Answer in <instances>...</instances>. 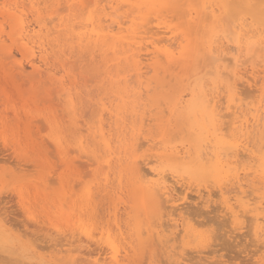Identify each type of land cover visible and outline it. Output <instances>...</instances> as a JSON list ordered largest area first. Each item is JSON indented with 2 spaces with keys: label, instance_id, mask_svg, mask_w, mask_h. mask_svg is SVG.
Instances as JSON below:
<instances>
[{
  "label": "rangeland",
  "instance_id": "1",
  "mask_svg": "<svg viewBox=\"0 0 264 264\" xmlns=\"http://www.w3.org/2000/svg\"><path fill=\"white\" fill-rule=\"evenodd\" d=\"M28 1H23V14L27 24H35V17H31L33 13L26 7V5L30 6ZM40 1L37 0L36 2L41 6L34 7L40 8L38 9L43 14L41 16L43 18L46 17L45 20L48 24L50 23L48 19L50 20L51 17H54L53 23L51 22L52 25H49L51 29L57 25V21L59 22L56 19L58 16L57 18L64 20L65 23L69 22L67 25L74 26L73 33L83 32L82 25L86 24L88 19L93 16L91 10L94 9L95 11V7L92 5L90 7L88 5L85 10H81L83 8L80 9L78 7L76 10L74 9L75 11H72V8L70 9L68 5L62 4L64 1L61 3L57 2L58 7L56 3H54L55 5L53 4V7L51 5L57 0H48L49 3L47 2V4H45L47 0H44L45 2L42 0L41 4L39 3ZM231 1L232 3H238V0ZM231 1L229 0V2ZM36 2L33 3L35 4ZM134 2V0L123 1L124 7L122 5L120 10L113 14V16H117L113 18L119 20L120 17L121 21H124V17H129L128 20L131 22V19H135L136 16L140 18L133 21L134 26L132 23L129 24L127 22L126 28H129V30L131 28L134 32L125 35L133 38L135 33L134 37L136 38L128 41L130 48L127 46H125L126 48H116V53L118 51L121 53L120 55L118 53L115 55L116 53H113L110 46H105L102 51L95 50L96 48L99 50L102 48L101 46L100 48L95 47V49H89L90 47L88 46V50H86L87 48H81L80 50V47L76 45L77 42H73V36L71 38L68 35L70 38L68 36L66 39L61 37L64 40L61 39L62 41L59 42L61 47H57L58 49L51 48L47 44L44 45L46 46L44 48H48V51L45 49V59L39 60L40 56L36 52L39 49L36 46L34 47V58L28 57L27 59L20 54L21 52H19L17 45L11 42L10 38L12 36L9 35L15 29L14 22H3L1 24L0 48L3 49L5 47V50H0V264H264V188L260 184H253V182L257 181L254 176L258 174L257 172L253 174V172L260 170L259 163H255L251 156L249 158L253 161L248 159V155L245 153L243 155V152L240 151L242 154H239V158L241 159L238 158L235 167L237 168L238 176L243 181H239V184L235 180L232 181L233 184L226 181L218 183L219 187L218 184L213 183L215 181L212 178L208 179L209 181L207 182L204 180L206 183H199V177L198 180L196 179L197 181L195 180V183L193 181L195 176L193 179H190V176L187 177L189 173L185 172L186 176L181 174L182 178L179 177L180 175L175 176V173L180 169H177V172L175 170L171 172V168L167 165L168 162L164 160L167 153H164V150L162 151L164 142L172 144H165V147L174 145L180 148L181 144L186 145L191 140L196 141V138H198V133L193 131L188 123L190 121L192 123L193 119L188 121L190 117L185 115L188 120L186 118V121L182 120V118L178 120L177 118V121L174 117L176 114L173 116L170 114L169 106L171 107V104L168 100L173 92V95H175L178 90V93H180L186 87L187 83L190 82L186 83L188 77L191 78L198 69H201V66L207 64L206 62L209 61L210 63L208 58L205 61L204 52L202 48H199V45L203 44L204 31H208L214 25L222 27L223 29H219L224 30L226 33L220 35H228V40L232 43L236 38L235 31L237 30L235 29L244 20L246 24H250L251 29H257L258 32L262 33V36H264V28L257 22L255 24L256 20L252 21V14L250 16L246 15V9L242 8L245 9L243 10L245 11L244 14L240 10L241 7L238 8V4L230 5V3L225 2L222 5L217 0L215 1L216 3L213 2L215 5L221 6L219 8L221 13H219L220 11L217 12L220 15L219 20L221 21L219 23L221 24L215 23L212 26L209 25L210 28L208 26V29H203L205 24L207 26L209 22L213 21L211 16H209V10L205 11V13L202 12L205 15L202 20H198L196 23H191V21L189 23L187 13L192 12L191 8L202 10L203 4L208 5V0L206 2L205 0H169L166 4L168 6L166 9H162V6L155 7L154 9L157 12L153 11L156 13H150L152 10L146 9L145 6H142V10L140 8L139 11L134 5L131 8L129 4ZM43 3L45 4V9ZM47 5H51V7L48 6L47 9ZM127 6L131 9H128ZM56 8L57 10H55ZM21 9L20 7L18 9L10 8L8 13L18 15ZM52 9L60 13L58 15L50 14ZM0 21H2L1 17ZM199 21L201 22L198 23ZM48 24L47 28L50 29ZM44 33L45 31L39 34L44 35ZM219 33L222 32L220 31ZM69 39H72V41L70 42ZM133 42L135 43L133 44ZM151 43L154 45H151ZM188 45L196 48L179 56L180 52L185 46L187 48ZM152 46L157 47L155 51L159 50L160 53H154V47ZM230 47L232 48V46ZM120 49L122 52L124 50L131 54L127 52L122 55ZM7 50L11 52V57L9 54L6 57L5 54L7 52L5 53V51ZM89 50L91 52L97 51L96 54L93 52L96 56ZM113 50L115 51V49ZM166 50L174 55L176 53L174 56L176 59H173V63L168 64V58L164 54ZM99 52L104 55V57L102 56L103 58L99 56ZM118 55L119 60H116ZM92 56H95V58ZM263 56V53H251L243 57L242 60L246 61V67L244 66L242 69L244 72L245 69L248 72H245L244 76L243 72L241 74L242 77L236 78L237 81L234 79L237 82L238 91L241 92L239 100H241V107L244 110L250 108V110L253 108L258 109L261 105H263L261 108L264 107V104H262L264 103V87L262 88L264 86ZM93 58L94 63L91 61ZM89 59H91L92 64ZM31 60L32 62L34 61V65L36 64V71H38L36 73L39 74V77H33L34 72L30 65ZM60 60L63 63L65 62L64 64L68 61L65 66L66 70ZM155 60H160L162 64L158 65L159 62L156 63ZM73 62L77 63V66ZM19 63H22L25 68V74L20 73L16 68ZM83 63L84 65L80 66ZM184 63L187 64L184 65ZM118 64L121 65L119 66ZM92 65L94 66L92 67ZM130 65L131 68L129 67ZM183 65L186 67L184 68ZM187 65L190 66L189 69H186L188 68ZM181 66L184 69L180 68ZM76 67L78 68L76 69ZM96 69L97 71H95ZM7 70L12 77H10ZM71 70L72 72H70ZM204 70L202 73L206 74ZM250 72L254 73L251 74ZM207 75L210 77V74H206L204 79H207ZM192 77V81L189 84L195 83L194 79L196 77ZM52 78L56 82L54 81L53 83ZM110 80L114 82V85ZM61 81L64 82L62 83ZM50 83L51 85L49 86ZM64 83L67 86H64ZM115 84L121 89L120 91L123 92H121L123 95L127 94L123 98V95L119 93V96H122H120L119 100L123 98L122 101L118 100L116 93L118 88L115 87ZM62 85L71 89L70 91L73 88L71 93L75 95L73 99H75L76 103V105L73 104L76 106H73V108H77L76 112H73L77 113V115L73 114V116L71 112L73 109L70 108V105L62 102L64 100L62 97L63 92L55 93L54 95L53 92H56L57 87L60 88ZM160 85L163 86L161 87ZM147 86L150 92H147ZM51 87L55 89L52 88L51 90ZM48 90L52 91V93H49ZM57 91L59 90L57 89ZM164 91L167 93H164ZM152 92H154V95ZM223 93L220 95L225 97ZM155 94L158 95V99ZM166 94H168V97ZM76 95L79 97L78 100ZM151 97H156L155 99L157 100H154L153 103ZM165 97L168 99H164ZM155 101L162 103L160 107L158 106L159 103ZM224 102H226L225 98L218 103V107L221 106L218 109H220V114L223 116L221 117V122L226 129H224L226 134L229 131L227 128L232 124L229 129L232 132L230 134H233L235 125L237 126V124L233 125L235 116L231 115L234 118L232 119L230 114L233 109H228L227 103ZM111 108H116L118 112L112 114L113 110ZM65 109H71V111H65ZM119 112L121 115L117 116ZM142 112L145 116H142ZM185 112L186 110H182L181 116ZM246 112L248 111H244V113ZM109 115H114L112 116L113 118L111 117L113 120H111ZM158 116L160 117L158 118ZM72 117H74V120ZM118 118L121 126L116 127L120 124L113 126L115 124L114 120L118 122ZM75 121L78 126L74 124ZM96 122L97 124H95ZM184 122L187 123L188 128ZM99 123L103 127L105 137L110 140H108V143L110 142L109 147L115 152L111 153L115 155L109 154L105 148L107 150V152L104 150L105 153L109 154L105 156L104 151L99 148V146L102 147V144L92 143L90 146L89 140L87 141L89 148L85 145L86 141L84 142L85 144L79 145L78 142H80L81 138L87 137V128L91 127L92 124H94L92 127L98 126ZM2 124L4 125L1 128ZM193 124L190 125L192 126ZM141 125L144 126L142 127ZM161 127H165L164 130ZM80 131L83 132L81 135ZM119 134L122 135L120 136ZM173 134L174 137L172 136ZM189 134L191 135L190 137ZM255 138L251 145L254 144L253 146L256 148H251L254 151L253 155L255 154V157H259L261 150L258 145H261V143L264 145V137H260L262 140L259 137ZM184 141H186L185 144H183ZM93 144H96L97 147L95 145V148ZM102 148L104 149V147ZM258 149L260 150L259 155ZM88 150L92 153L94 152V154L89 153ZM262 152H264V148ZM160 153H163V155ZM158 154L162 155V161ZM135 157L137 158L134 159ZM163 160L165 163L167 162L166 164L164 163L166 166H164ZM157 164H160L159 167ZM250 165L252 169L246 171L247 168L245 166L250 167ZM162 166L169 167L170 170L167 169L165 172L161 169ZM135 168H137V171H135ZM152 169L155 172L160 171L161 176L164 174L162 179L159 176L161 184L159 182L157 185L158 176L153 174L154 171ZM182 175L189 180L183 179ZM132 177L135 183L137 182V186H143V188L141 186L142 191L145 190L144 186H147L145 184L148 179L151 181L152 177L155 180V182H151L153 187L156 188L157 186V188L161 189V185H164L166 190L163 186L157 202L149 205L147 203L145 205L139 204L142 201H137V199L141 196L142 191L138 187L136 191L134 190L137 192L134 195V191H132L134 188L130 185L134 184ZM251 178H254V181H251ZM248 184L250 185L248 186ZM238 185L239 188L237 187ZM258 188L260 190H257ZM254 189L256 190L254 191ZM84 194L86 195V201L90 198V208H93L94 214L93 218L84 213V207L83 211L81 209L82 203L80 202L82 201L83 205L85 204V200H82ZM77 205L78 207L80 206L81 211L77 208ZM76 220L77 222H75ZM140 230L143 233L139 232ZM139 233H142V235ZM110 246L111 248L115 247L112 249L116 250L113 251ZM114 254L118 259L117 261L114 258Z\"/></svg>",
  "mask_w": 264,
  "mask_h": 264
},
{
  "label": "bare ground",
  "instance_id": "2",
  "mask_svg": "<svg viewBox=\"0 0 264 264\" xmlns=\"http://www.w3.org/2000/svg\"><path fill=\"white\" fill-rule=\"evenodd\" d=\"M18 1H20V0H18ZM17 0H0V17L2 18V21H0V27H1V24H3V22L5 23H8V22H14V28L15 29H13V33H11V34H13V35H9V36H12L10 39H11V42L13 43V44H16L17 45V47H18V49H19V52H21L20 54L21 55H23V57L25 56L27 59H28V57H33L34 58V56H35V49H34V47L36 46V48L37 49H39L38 51L36 50V52H38V54H39V56H40V59L39 60H42V59H45L44 58V55H45V51L47 50L48 51V48L46 49V48H44V47H46V46H44V45H46L47 44V46L49 45V47H51V48H57V47H61V43L59 44V42L60 41H62L61 39H63V38H61V37H65V39H66V37L69 35L70 37L71 36H73V42L74 41H76L77 42V44L76 45H78L77 47H80V50H81V48H87L88 46L90 47H88L89 49H95V47H99L100 48V46L102 47V48H100L99 50L96 48L95 50H97V51H102V49L103 48H105V46L107 47V46H110V48L112 49V51H113V53L115 52L116 53V48L117 47H125V46H127L128 48H130L129 47V45H130V43H128V41H130V40H134V38H136V37H134V34H133V38L131 37V36H129V35H125V34H132L133 32H134V30H131V28H130V30H129V28H126V24H127V22H129V24L130 23H132V25L134 26V20H136V19H140V18H137V16H136V18L134 19H131L132 20V22L130 21V20H128L129 19V17H124L125 19H124V21H121V19H120V17H119V20H117V19H115V18H113V17H115V16H113V14L114 13H116L118 10H120V7L123 5L122 3H123V1H125V0H54V1H56V2H53L52 4H51V2H50V4L52 5V7L55 5L54 3H56L57 4V2L58 3H61L62 1H64V2H62V4H66V5H68V7L71 9L72 8V11L75 9L76 10V8H83V9H81V10H85V8L89 5V7L92 5V6H94L95 7V11H94V9L93 10H91L92 12V15L93 16H91L89 19H88V21H87V23L86 24H83L82 25V29H83V32H77V33H73V30H74V26L73 25H67V23H69V22H67V23H65L64 22V20H61V19H59V18H57L56 17V19L57 20H59V22L57 21V25H55L54 26V28H50L49 27V25H52V23H53V21H54V17L52 18L51 17V19L49 20L48 19V21L50 22L49 24H48V22H46V20H45V18H43L41 15H43V14H41L40 13V8L38 9L37 7H34V6H38L39 4L36 2L37 0H35V1H33V0H29L28 1V3H29V7H28V5H26V7H27V9L29 10V11H31V13H33L32 14V16L31 17H35V19H34V22H35V24L33 23V24H27L26 23V18L24 17V14H23V1L24 0H21L20 2H18ZM27 1V0H26ZM36 2L35 4L33 3V2ZM42 1V0H41ZM39 2L40 4L42 3V2ZM44 1V0H43ZM46 1V0H45ZM44 1V2H45ZM52 1V0H51ZM135 2L133 3V4H129V6H131V8L133 7V5H134V7L135 8H137L138 9V11H139V9L141 8V10H142V6H145L146 7V9H148V10H152L150 13H154L155 11L157 12V10H155L154 8L156 7H158V6H162L161 8L162 9H166L168 6H166V4L168 3V1L169 0H134ZM216 0H213L212 2H211V0L209 1L208 0V2H207V4L208 5H206V4H203V6H202V10L201 9H193V8H191L192 9V12L191 13H187L188 14V16H189V23H190V21H191V23H196L198 20H202V17L205 15V14H203V13H205V11H207V10H209V16H211V18H212V20L213 21H211V22H209L208 24H207V26H206V24H205V27L203 26V29L205 28H207L208 29V26L210 25V26H212V24L214 25L215 23H218V24H221V23H219V21H221V20H219L220 19V15L217 13V12H219V13H221V10L219 9L220 7L216 4L215 5V2ZM218 1V3H220V4H224L225 2L226 3H230V5L232 4V5H234V4H238L237 6H238V8L239 7H241L240 8V10H245L246 9V15H249L250 16V14H252L251 15V17H252V21L254 22L255 20V24H256V22L257 23H259L260 24V26H262L263 28H264V0H238V3L236 2H233L232 3V1L231 2H229V0H217ZM233 1H237V0H233ZM47 2L49 3V1L47 0L46 2H45V4H47ZM127 2V1H126ZM205 2H206V0H205ZM213 2H215V3H213ZM44 3H43V6L45 5ZM54 4V5H53ZM62 4H60L61 6H63ZM121 4V5H120ZM222 4V5H223ZM227 4V5H228ZM51 5L49 6V5H47L46 6V8L48 9V6L49 7H51ZM127 5V4H126ZM206 5V6H205ZM239 5H241V6H239ZM39 6H41V5H39ZM215 6H216V8H217V10H216V8H215ZM225 6V5H224ZM242 6H244V7H242ZM18 7H20V8H22L21 9V11H20V13L18 14V15H15V14H9L8 13V11L10 10V8H15V9H18ZM56 7V6H55ZM57 7H58V4H57ZM122 7H124V5L122 6ZM62 8V7H61ZM127 8H128V6H127ZM130 8V7H129ZM128 8V9H129ZM130 8V9H131ZM197 8V7H196ZM201 8V7H200ZM242 8H245V9H242ZM44 9H45V6H44ZM68 9V8H67ZM69 9V10H70ZM161 9V10H162ZM190 9V10H191ZM42 10V9H41ZM52 10H54V9H52ZM51 10V12H50V14H59L58 13V11H55V10H57V8L54 10V11H52ZM74 10V11H75ZM109 10V11H108ZM136 10V9H135ZM153 10H155V11H153ZM201 10V11H200ZM43 11V10H42ZM93 11H94V13H93ZM111 11V12H110ZM130 11V10H129ZM128 11V12H129ZM249 11V13L247 14V12ZM46 12V11H45ZM57 12V13H56ZM85 12V11H84ZM134 12V11H133ZM143 12V11H142ZM155 12V13H156ZM189 12V11H188ZM203 12V13H202ZM245 11H243V13H244ZM48 13V12H47ZM46 13V14H47ZM91 13H90V15H91ZM125 13H127V12H125ZM78 14V13H77ZM82 15H83V13H81ZM95 14V15H94ZM128 14V13H127ZM129 14H131L130 12H129ZM245 14V13H244ZM48 15V14H47ZM120 15V14H119ZM157 15V14H156ZM60 16V15H59ZM188 16H187V18H188ZM208 16V17H209ZM61 17V16H60ZM63 17V16H62ZM81 17V16H80ZM117 17V16H116ZM158 17V16H157ZM206 17V16H205ZM204 17V18H205ZM77 18V17H76ZM83 18V17H82ZM123 18V17H122ZM210 18V17H209ZM211 18H210V20H211ZM253 18H254V20H253ZM81 19V18H80ZM247 19V18H246ZM66 20V19H65ZM210 20H207V21H210ZM68 21V20H67ZM195 21V22H194ZM30 22V21H29ZM33 22V21H32ZM52 22V23H51ZM72 22V21H71ZM109 22H110V24H109ZM201 21H199L198 23H200ZM206 22V21H205ZM248 22V21H247ZM75 23V22H74ZM197 23V24H198ZM204 23V22H203ZM250 23V22H249ZM11 24V23H10ZM47 24H48V27L50 28V29H48L47 28ZM138 24V23H137ZM140 24V23H139ZM250 25V24H249ZM248 24H246V22H245V20L244 21H242V22H240L239 24H238V27H237V29H235V30H237V31H235L236 32V38L233 40V42L231 43V41H229L228 40V35H226V36H221L222 34H224V33H226V32H224V30L222 31V30H220V29H223L222 27H216L215 25L213 26V28L215 29H213V28H211V29H209L208 31L207 30H203L204 32H205V36L204 37H202V40H203V44L202 45H199V48H202V50H203V52H204V57H206V59H205V61H207V58H208V60H210V63H209V61L208 62H206L207 64H205V65H203V66H201V69H196L197 70V72H195L192 76H194V77H196V79H194L195 80V83L193 84H189L191 81H192V79L191 78H193L192 76H191V78L190 77H188L187 79H186V83L187 82H189V83H187V85L184 83V85H186V87L182 90V89H180V90H182V91H180V93H178V91L176 92L177 94H175V95H173V93H172V95L171 96H169V100H168V102L171 104V107L169 106V111H170V114L173 116V115H175L174 117L176 118V120H177V118H178V120H180L179 118H182V120L184 119L185 120V118L188 116V117H190V118H186L188 121H190V120H192V123H190V122H188L189 123V126H190V128L193 130V131H195V132H197L198 133V138H196V141H193V140H191V142L190 143H187L186 145H180V148H177L176 146H169V147H165L166 145L165 144H168L169 142H164V144H162V146L164 147V149H162V151L164 150V153H167L166 155H165V157H164V160L165 161H167L168 162V164L167 165H169V167L171 168V170L169 169V167L167 168V167H164V166H166L165 164L167 163H165L164 162V160H163V164H164V166H162V168L161 169H163V171H165V170H170L171 172L172 171H176L177 169H180L177 173H175V176H178V175H180L179 177H181V174H185V172L186 173H189V174H191V175H189V174H187V177H189L190 176V179L192 178L193 179V177L195 176V179L193 180L195 183H196V181L199 179V177H200V181L198 180V182L199 183H206L207 181H209L208 179H210V178H212V180L213 181H215V182H213V183H216V184H220V183H224V182H226V181H228V182H231L232 183V181H236V183H240L239 181H241V178L238 176V173H237V171H236V164H237V160H238V158H239V154H242V153H240V151L241 152H243V155H245V154H247L248 155V159H251V158H253V160H254V162L255 163H259V169L260 170H257L256 168H255V170H257V171H254L253 172V174L254 173H258L256 176H254V178L255 179H257V181L256 182H253V184L254 183H257V185L258 184H260V186L262 187V188H264V152H262V149L264 148L263 146L264 145H262V143H261V145H258V148L261 150H257L258 151V155H259V151L261 152V155L259 156V157H255V154L253 155V153H254V151H253V149L251 148V147H255V146H253V145H251L252 143V141H253V139L255 138V137H261V138H263L264 137V107L263 108H261L263 105H261V107L259 108L258 107V109H252V110H250V109H247V110H244L243 109V107H241V100H239V95H240V93L241 92H239L238 90V87H237V85H236V81H237V79L236 78H240V77H242V73L244 72L243 71V69H242V67H244L245 66V62L246 61H244V60H242V58L243 57H245V56H248V54L250 55L251 53H253V54H258V53H263L264 54V36H262V33H260V32H258L257 31V29H251V26H249ZM81 26V25H80ZM210 26H209V28H210ZM218 26V25H217ZM219 26H221V25H219ZM13 27V26H12ZM53 27V26H52ZM257 27V26H256ZM36 28H37V30H36ZM202 28V27H201ZM220 28V29H219ZM216 29H217V31H221L222 33H219V32H217L216 31ZM14 30H16V31H14ZM170 30V29H169ZM172 30V29H171ZM45 31V33H44V35H41V34H39L40 32H44ZM132 32V33H131ZM135 32H136V30H135ZM172 32V31H171ZM173 33V32H172ZM218 33H219V35H218ZM234 33V32H233ZM235 34V33H234ZM68 36V37H69ZM69 37V38H70ZM220 37H222L221 39H220ZM227 37V38H226ZM72 38V37H71ZM205 38V39H204ZM75 39V40H74ZM223 39H224V41H223ZM226 39V40H225ZM64 40V39H63ZM68 40V39H67ZM70 40V39H69ZM205 40V41H204ZM72 41V39L70 40V42ZM226 41V42H225ZM76 42H74V43H76ZM229 42H230V44H232V45H230L229 44ZM135 42H133V44H134ZM154 43V42H153ZM153 43H151V45H154ZM59 44V45H58ZM232 46V48L229 46ZM2 46H4V45H2ZM191 46V47H190ZM201 46V47H200ZM43 47V48H42ZM152 47H154V49H153V51H154V53H160L159 52V50H157V51H155V49L157 48H155V46H152ZM189 47V48H188ZM188 47L186 48V46H185V50L183 49L182 50V52H180V54H179V56L181 55H184V54H186L187 52H190L191 50H194L196 47L194 46V48H193V46L192 45H188ZM5 47H3V49H4ZM88 48L86 49V50H88ZM109 47H108V49H110ZM126 48V47H125ZM151 48V47H150ZM3 49H1L0 48V50H3ZM46 49V50H45ZM54 49V50H55ZM58 49V48H57ZM59 49H61V48H59ZM68 49V48H67ZM73 49V48H72ZM84 49V50H85ZM113 49H115V51L113 50ZM187 49V50H186ZM5 50V49H4ZM9 50V49H8ZM8 50L7 51H5V55H6V57H7V54H9V56L11 57V52L9 53L8 52ZM76 50V49H75ZM83 50V49H82ZM104 50V49H103ZM118 50H119V48H118ZM121 50V49H120ZM127 50H129V49H127ZM59 51H61V50H59ZM64 51V50H63ZM77 51V50H76ZM97 51H93L95 54H96V52ZM160 51H162L163 52V50H161L160 49ZM168 51H170L169 49H168ZM167 50L164 52V54H165V56L168 58V64L169 63H173V61L176 59V57H174L175 55H176V53H175V55L172 53V52H168ZM175 51V50H174ZM54 52V51H53ZM67 52H68V50H67ZM84 52V51H83ZM87 52V51H86ZM89 52H91V50H89ZM93 52H91V53H93ZM120 52H122V50L120 51ZM128 51H124L123 50V52H122V55L124 54H126ZM245 52V53H244ZM79 53V52H78ZM91 53H89V54H91ZM93 53V54H94ZM112 53V52H111ZM117 53L120 55L121 53H119L118 51H117ZM117 53L115 54V55H117ZM129 53V52H128ZM184 53V54H183ZM234 53V54H233ZM82 54V56H84L83 55V53H81ZM89 54H88V56H89ZM94 54V55H95ZM129 54H131V53H129ZM78 55V54H77ZM85 55H86V53H85ZM114 55V54H113ZM119 55H118V59H116V60H119ZM47 56V55H46ZM52 56V55H51ZM76 56V55H75ZM96 56V55H95ZM95 56H92V57H94L95 58ZM99 56H103L104 57V55H101L100 54V52H99ZM98 56V57H99ZM106 56V55H105ZM130 56V55H129ZM139 56V55H138ZM86 57V59H87V55L85 56ZM91 57V56H90ZM102 57V58H103ZM107 57V56H106ZM148 57V56H147ZM155 57H156V55H155ZM154 57V58H155ZM158 57L160 58V56L158 55ZM161 57H162V54H161ZM174 57V58H173ZM264 57V56H263ZM69 58V57H68ZM73 58V57H72ZM79 58V57H78ZM89 58V57H88ZM94 58L91 60V59H89V61L91 60L92 62L94 61ZM113 58H114V56H113ZM122 58V57H121ZM128 58V57H127ZM133 58V57H132ZM140 58V57H139ZM51 59V58H50ZM115 59V58H114ZM161 59V58H160ZM172 59V60H171ZM174 59V60H173ZM71 60V59H70ZM82 60V59H81ZM102 60H104V59H102ZM106 60V59H105ZM124 60V59H123ZM128 60V59H127ZM136 60H137V58H136ZM144 60V59H143ZM149 60V59H148ZM171 60V61H170ZM45 61V60H44ZM61 61V60H60ZM90 61V63L92 64V62ZM97 61V60H96ZM122 61V60H121ZM156 61V63H158V65H160V63L162 64V62L159 60H155ZM170 61V62H169ZM264 61V58H263V60H262V62ZM41 62H43V61H41ZM46 62H47V60H46ZM62 62V61H61ZM67 62L68 61H66V64H67ZM72 62V61H71ZM70 62V63H71ZM74 62H75V60H74ZM73 62V63H74ZM77 62V61H76ZM84 62V61H83ZM133 62V61H132ZM154 62V61H153ZM261 62V61H260ZM30 65H31V68H33V72H34V75L35 74H37L38 73V71H36L37 70V68L35 67L36 66V64L34 65V61L32 62V60L30 61ZM65 63V62H64ZM63 62H62V66H66V64H64ZM87 63H88V60H87ZM94 63V62H93ZM99 63V62H98ZM117 63H118V61H117ZM121 63V62H120ZM124 63V62H123ZM122 63V64H123ZM264 63V62H263ZM44 64H45V62H44ZM64 64V65H63ZM75 64V63H74ZM74 64H72V65H74ZM96 64H97V62H96ZM155 64V63H154ZM182 64V63H181ZM180 64V65H181ZM187 64V63H186ZM185 63H184V65H186ZM55 65V64H54ZM76 66H77V63L75 64ZM74 65V66H75ZM84 65V63L83 64H81L80 66H83ZM106 65H108V64H106ZM119 65V64H118ZM121 65V64H120ZM119 65V66H120ZM137 65H138V63H137ZM136 65V66H137ZM151 65V64H150ZM183 65V67L185 68L186 66H184ZM252 65V64H251ZM264 65V64H263ZM94 65H92V67H93ZM97 66V65H96ZM142 66H143V64H142ZM141 66V67H142ZM155 66V65H154ZM188 66V65H187ZM205 66V67H204ZM49 67H50V65H49ZM63 67V68H64ZM130 68H131V65L129 66ZM144 67V66H143ZM158 67V66H157ZM161 67V66H160ZM182 66L180 67V68H183ZM189 67L190 66H188V68H186V69H189ZM203 67V68H202ZM246 67V66H245ZM252 67H253V65H252ZM19 71H20V73H23V74H25L24 72H25V68L23 67V65H22V63H19L18 64V67H16ZM36 68V69H35ZM55 68V67H54ZM78 67H76V69H77ZM83 68V67H82ZM103 68V67H102ZM107 68H109V67H107ZM115 68V67H114ZM117 68V67H116ZM123 68V67H122ZM121 68V69H122ZM183 68V69H184ZM197 68V67H196ZM67 68L65 67V70H66ZM68 69H69V67H68ZM71 69V68H70ZM84 69V68H83ZM118 69V68H117ZM140 69H142V68H140ZM193 69V68H192ZM204 69H206V70H204ZM241 69H242V71H241ZM72 70H74V69H72ZM72 70L70 71V72H72ZM108 70V69H107ZM167 70L169 71V69L167 68ZM166 70V71H167ZM203 70H204V72L206 71V74H210V77L208 76V77H206L207 79H204L205 78V75L206 74H204V73H202L203 72ZM62 71V70H61ZM68 71V70H67ZM95 71H97V69L95 70ZM103 71V70H102ZM117 71V70H116ZM119 71V70H118ZM122 71V70H121ZM7 72H8V70H7ZM37 72V73H36ZM65 72V71H64ZM110 72V71H109ZM165 72V71H164ZM245 72L247 73L248 71L245 69ZM245 72H244V74H243V76L245 75ZM256 72V71H255ZM9 74H10V72H8ZM55 73V72H54ZM97 73V72H96ZM106 73V72H105ZM117 73H119V72H117ZM116 73V74H117ZM251 74H253L252 72H250ZM257 73V72H256ZM263 73H264V66H263ZM64 74V73H63ZM68 74V73H67ZM93 74V73H92ZM115 74V75H116ZM120 74V73H119ZM200 74V75H199ZM202 74V75H201ZM203 74H204V78H203ZM33 75V77H39L38 75L39 74H37V75H35L34 76ZM114 75V76H115ZM63 76V75H62ZM198 76V77H197ZM10 77H12L11 76V74H10ZM23 77H24V75H23ZM103 77V76H102ZM120 77V76H119ZM264 77V76H263ZM54 78V77H53ZM53 78H52V80H53ZM233 78V79H232ZM50 79V78H49ZM60 79V78H59ZM190 79V80H189ZM234 79H236V81L234 80ZM242 79V78H241ZM51 80V79H50ZM65 80H66V78H65ZM108 80V79H107ZM120 80V79H119ZM123 80V79H122ZM125 80V79H124ZM206 80V81H205ZM240 80V79H239ZM54 81L56 82V80L54 79L53 80V83H54ZM58 81V80H57ZM118 81V80H117ZM126 81V80H125ZM60 82V81H59ZM58 82V83H59ZM62 82V81H61ZM64 82V81H63ZM62 82V83H63ZM110 82L114 85V82L113 81H111L110 80ZM120 82V81H119ZM160 82V81H159ZM194 82V81H193ZM42 83V82H41ZM103 83H105V82H103ZM111 83H109L110 85H111ZM60 84V83H59ZM65 84V83H64ZM121 84H123V83H121ZM127 84V83H126ZM139 84V83H138ZM141 84V83H140ZM51 85V83L49 84V86ZM54 85V84H53ZM101 85V84H100ZM117 84H115V87H117L118 88V86H116ZM263 85H264V79H263ZM64 86H67L66 84L64 85ZM63 85H62V87H60V88H58L57 87V89L59 90V91H57V89H56V92L54 91L53 93H54V95H55V93L57 94V93H60V92H63L64 94H63V98H64V100L62 101L64 104L65 103H67L68 105H70V108H72L73 110L71 111V109H65V111H67V110H70L71 112H72V115L73 114H76L77 115V113H75L76 111V109L77 108H73V106L74 105H76V103H75V99H73V98H75V95H73V93H71L72 91H73V88H72V91H70L71 89H68L67 87H64ZM103 86V85H102ZM108 86V85H107ZM142 86V85H141ZM161 86V85H160ZM163 86V85H162ZM161 86V87H162ZM69 87H71L70 85H69ZM99 87V86H98ZM97 87V88H98ZM113 87V86H112ZM111 87V88H112ZM115 87H113V88H115ZM121 87V86H120ZM264 86H262V88H263ZM52 88L53 89H55L54 87H51V90H52ZM67 88V89H66ZM99 88H101V87H99ZM117 88H115V89H117ZM122 88V87H121ZM79 89V88H78ZM129 89H131V88H129ZM134 89V88H133ZM147 92H150V91H148L149 89H148V86H147ZM118 90H119V92H118ZM121 89H117V95H118V100H119V98H121L120 96H119V93H121L122 91H120ZM127 90H128V88H127ZM49 91V90H48ZM77 91V90H76ZM101 91V90H100ZM129 91V90H128ZM143 92V91H142ZM224 92V93H223ZM49 93H52V91H49ZM123 93V92H122ZM121 93V94H122ZM153 93V95H154V92H152ZM161 93H162V91H161ZM164 93H167V92H165L164 91ZM221 93H223V94H225L224 96L225 97H223V95H220ZM47 94V93H46ZM82 94V93H81ZM115 94V93H114ZM129 94H130V92H129ZM143 94V93H142ZM264 94V93H263ZM48 95V94H47ZM51 95V94H50ZM59 95V94H58ZM62 95V94H61ZM74 97H73V96ZM123 95V94H122ZM127 95V94H126ZM126 95H123V98H125L124 96H126ZM133 95V94H132ZM131 95V96H132ZM150 95V94H149ZM156 96H157V99L159 98L158 97V95L157 94H155ZM164 95V94H163ZM167 95V97H168V94H166ZM165 95V96H166ZM170 95V94H169ZM60 96V95H59ZM142 96V95H141ZM151 96V95H150ZM150 96H148V97H150ZM174 96V97H173ZM220 96H222L223 98H225L226 99V102H224V103H227V108L229 109V108H232L233 109V112H232V109H231V114H230V116L232 115V116H235L234 118H235V122L233 123V125L234 124H237V126L235 125V128H234V130H233V128H232V130H233V134H230V133H232L231 131H230V129H229V127L232 125H230L227 129L229 130V131H227V134H226V131L224 132V127H223V125H222V118L221 117H223V116H221V112L219 111L220 109H218V108H221V106H219L218 107V103L220 102V100H221V102H222V99L220 98ZM162 97H164V96H162ZM167 97H165L164 99H166ZM171 97H173L172 99H171ZM78 98L79 97H77V95H76V99L78 100ZM123 98L122 99H120L119 101H122L123 100ZM152 98V97H151ZM156 98V97H155ZM155 98H152L151 100H152V102L154 101V100H157V99H155ZM161 98V97H160ZM220 98V99H219ZM99 99V98H98ZM106 99V98H105ZM109 99V98H108ZM132 99V98H131ZM130 99V100H131ZM168 99V98H167ZM60 100V99H59ZM114 100V99H113ZM116 100V99H115ZM127 100V99H126ZM108 101V100H107ZM142 101V100H141ZM81 102V101H80ZM150 102V101H149ZM155 102H158L159 103V101H155ZM161 102V101H160ZM167 102V101H166ZM240 102V103H239ZM98 103V102H97ZM116 103V102H115ZM154 103V102H153ZM157 103V104H158ZM168 103V105H170ZM74 104V105H73ZM139 104V103H138ZM160 104H162V103H159L158 104V106L160 107ZM262 104H264V103H262ZM99 105V104H98ZM118 105V104H117ZM129 105V104H128ZM109 106V105H108ZM111 106H112V104H111ZM124 106V105H123ZM132 106V105H131ZM145 106V105H144ZM154 106H155V104H154ZM157 106V105H156ZM243 106V105H242ZM74 107H76V106H74ZM100 107V106H99ZM64 108H66V107H64ZM126 108H128V107H126ZM133 108V107H132ZM136 108H138V107H136ZM149 108V107H148ZM242 108V109H241ZM245 108V107H244ZM112 110H113V112H112V114L113 113H116V112H118V110L116 109V111H115V109H113V108H111ZM110 109V110H111ZM144 109V108H143ZM146 109H147V107H146ZM246 109V108H245ZM79 110V109H78ZM128 110V109H127ZM185 111L186 110V112L185 113H182L183 114V116H184V118H183V116H181V111ZM248 111V112H246V113H244V111ZM73 111H75V112H73ZM120 111V110H119ZM150 111V110H149ZM136 112V111H135ZM144 112V111H143ZM142 112V116H145L144 115V113ZM147 112V111H146ZM146 112H145V114H146ZM161 113H162V110H161ZM169 113V112H168ZM179 113V114H178ZM230 113V112H229ZM119 114H120V112L117 114V116H119ZM148 114V113H147ZM150 114V113H149ZM154 114V113H153ZM157 114V113H156ZM160 114V113H159ZM71 115V116H72ZM76 115H75V117H76ZM121 115V114H120ZM134 115V114H133ZM185 115H187V116H185ZM70 116V117H71ZM74 116V115H73ZM96 116V115H95ZM112 116H114V115H112ZM111 115H109V117L111 118L112 117ZM181 116V117H180ZM231 116V117H232ZM160 116H158V118H159ZM171 117V116H170ZM4 118V117H3ZM68 118V117H67ZM73 118V120H74V117H72ZM113 118V117H112ZM111 118V120H113ZM120 118H122V116H120ZM155 118V117H154ZM157 118V119H158ZM169 118V117H168ZM233 117H232V119H234ZM156 119V118H155ZM76 120V119H75ZM102 120H103V118H102ZM121 120V119H120ZM165 120H167V118H165ZM165 120H164V122H165ZM177 120V121H178ZM182 120H181V123H182ZM2 121V120H1ZM76 121H78V120H76ZM74 122V124H76L77 122ZM100 121V120H99ZM186 121V120H185ZM115 122V124H113ZM114 122L112 123L113 124V126H115V125H118V124H120L119 122V118H118V122L117 121H115L114 120ZM116 122H117V124H116ZM137 122V121H136ZM149 122V121H148ZM103 123V122H102ZM101 123V124H102ZM143 123V122H142ZM185 123V122H184ZM194 123V124H193ZM232 123V122H231ZM70 124V123H69ZM95 124H97V122L95 123ZM104 124V123H103ZM112 124H110L111 126H112ZM165 124V123H164ZM164 124H162L163 126H165ZM186 124V127H187V123H185ZM190 124H193L192 126L190 125ZM3 125L4 124H2V126H1V128L3 127ZM73 125V124H72ZM77 126H78V124H76ZM94 124H92V126H93ZM131 125V124H130ZM179 125V124H178ZM70 126V125H69ZM75 126V125H74ZM77 126H75V127H77ZM88 127L87 128V131H88V133H86V135H87V137L86 138H84V139H82L83 137V135L81 136L82 138H81V140H80V138H78L79 140H80V142H78L79 143V145H82V144H85L84 142L86 141H88L89 140V142H90V146H91V144L92 143H96V144H102V147H104V149L101 147V146H99V148L100 149H102L103 151L105 150L106 152H107V150H108V153L110 154L111 152H114L113 151V149L111 148V147H109V143H108V140L109 139H107V137H105L106 135H104V133H103V127L100 125V123L98 124V126L96 125L95 127ZM119 126H121V124L120 125H118V126H116V127H119ZM142 126V125H141ZM144 126V125H143ZM142 126V127H143ZM83 127V126H82ZM142 127H141V130H142ZM175 127V126H174ZM124 128V127H123ZM129 128V127H128ZM165 128V127H164ZM164 128H162L161 127V129H163L164 130ZM188 128V127H187ZM231 128V127H230ZM117 130H118V128H116ZM226 130V129H225ZM5 131V130H4ZM75 131V130H74ZM129 131V130H128ZM188 131V130H187ZM191 131V130H190ZM189 131V132H190ZM104 132H105V129H104ZM122 132V131H121ZM162 132H164V131H162ZM81 133H83L82 131H80V135H81ZM106 133V132H105ZM139 133V132H138ZM141 133V132H140ZM143 133H145V132H143ZM193 133V132H192ZM229 133V134H228ZM75 134V133H74ZM77 134H78V132H77ZM76 134V135H77ZM191 134V133H190ZM189 134V137L191 136ZM118 135V134H117ZM116 135V136H117ZM120 135V134H119ZM122 135V134H121ZM120 135V136H121ZM170 135V134H169ZM179 135V134H178ZM193 135V134H192ZM125 136V135H124ZM139 136V135H138ZM142 136V135H141ZM173 137H174V134L172 135ZM172 136H171V138H172ZM84 137H85V135H84ZM137 137V136H136ZM151 137V136H150ZM4 138V137H3ZM3 138H2V140H3ZM120 138V137H119ZM124 138V137H123ZM139 138H140V136H139ZM138 138V139H139ZM260 138V140H262ZM122 139V138H121ZM141 139V138H140ZM173 139V138H172ZM256 139V138H255ZM118 140V139H117ZM125 140V139H124ZM177 140V139H176ZM110 141V140H109ZM120 141H122V140H120ZM136 142H137V140H135ZM140 141V140H139ZM162 141H164V139H162ZM256 141V140H255ZM185 142L186 141H184L183 142V144H185ZM192 142H195V143H192ZM117 143V142H116ZM124 143V142H123ZM257 143V142H256ZM258 143H259V141H258ZM95 144V145H96ZM122 144V143H121ZM170 144V143H169ZM168 144V145H169ZM176 144V143H175ZM264 144V143H263ZM58 145H60V144H58ZM86 146H88V148H89V145H88V142L85 144ZM94 145V144H93ZM95 145H94V147H95ZM134 145H136V144H134ZM137 145H138V143H137ZM165 145V146H164ZM170 145H172V144H170ZM84 146V145H83ZM59 147V146H58ZM78 147V146H77ZM81 147V146H80ZM96 147H97V145H96ZM95 147V148H96ZM162 147V148H163ZM57 148V147H56ZM81 148H84V147H81ZM107 150H106V149ZM110 148H111V150H110ZM256 148V147H255ZM60 149V148H59ZM77 149H80V148H77ZM83 150V149H82ZM91 150V149H90ZM255 150V149H254ZM62 151V150H61ZM61 151H59V152H61ZM80 151V150H79ZM84 151V150H83ZM82 151V152H83ZM89 151V150H88ZM105 151H104V154H105V156L108 154V153H105ZM110 151V152H109ZM256 151V150H255ZM135 152V151H134ZM63 153V152H62ZM89 153H92L91 151H89ZM115 153V152H114ZM112 154L111 153V155H115V154ZM118 155H119V153L118 152H116ZM245 153V154H244ZM92 154H94V152L92 153ZM108 154V155H109ZM135 154V153H134ZM160 154H162L163 155V153H160ZM160 154H158L159 156H160ZM157 155V156H158ZM162 155L159 157L160 159H161V157H162ZM84 156V155H83ZM93 157H94V155H92ZM133 156V155H132ZM249 156H251V158H249ZM89 157V156H88ZM98 157V156H97ZM108 157V156H107ZM106 157V158H107ZM114 157V156H113ZM85 158V157H84ZM118 158V157H117ZM137 157H135L134 159H136ZM89 159H90V157H89ZM89 159H87V160H89ZM127 159V158H126ZM239 159H241V158H239ZM108 160H109V158H108ZM119 160V159H118ZM252 160V159H251ZM252 160V161H253ZM161 161H162V159H161ZM245 161H247V160H245ZM105 162V161H104ZM127 162V161H126ZM160 162V161H159ZM96 163V162H95ZM107 163V162H106ZM240 164H241V162H239ZM249 163V162H248ZM252 163V162H251ZM145 164V163H144ZM107 165H108V163H107ZM128 165V164H127ZM159 165L160 164H157V166L159 167ZM164 167V168H163ZM239 167V166H238ZM246 168V171H249L248 169H252V166L250 165V167H247V166H245ZM103 168V167H102ZM127 168V167H126ZM166 168V169H165ZM104 169V168H103ZM136 170L135 171H137V168H135ZM173 169V170H172ZM254 169V168H253ZM153 170V169H152ZM184 172H182V171ZM239 170V169H238ZM154 172H153V174L155 175V176H158L157 178H158V180H159V176H160V178L162 179V176H164V174L161 176V173H160V171L158 172V171H156L155 172V170H153ZM162 171V170H161ZM162 171V172H163ZM181 171V172H180ZM259 171V172H258ZM103 172V171H102ZM166 172V171H165ZM173 173V174H174ZM178 173H180V174H178ZM102 174V173H101ZM150 174V173H149ZM171 174V173H170ZM177 174V175H176ZM154 175H152V176H154ZM248 175V174H247ZM154 176V177H155ZM172 176V175H171ZM183 176V175H182ZM185 176H186V174H185ZM250 176V175H249ZM146 177V176H145ZM165 177H167V176H165ZM172 177H174V176H172ZM247 177V176H246ZM164 178V177H163ZM176 178V177H175ZM182 178V177H181ZM186 178V177H185ZM184 178V176H183V179H185ZM203 179V181H201L202 179ZM204 178H207V179H204ZM248 178V177H247ZM254 178H251V181L254 179ZM156 179V178H155ZM160 179V180H161ZM167 179V178H166ZM186 179H188V178H186ZM185 179V180H186ZM197 179V180H196ZM116 180H117V178H116ZM132 180L134 181V179H133V177H132ZM132 180H130V181H132ZM157 180V181H158ZM160 180L157 182V185H158V183L160 182ZM189 180V179H188ZM196 180V181H195ZM206 182H205V181ZM147 181V180H146ZM148 181H149V179H148ZM147 181V183L145 184V185H147L146 187L144 186V191H142V188H143V186L142 185H139V186H137L136 184H137V182L135 183V181H134V184H130L131 185V187L132 188H134L132 191H136V188H138L139 187V189L141 188V186H142V188L140 189L142 192H141V196H139V199H137V201L139 200V201H142V202H139V204L140 203H142V204H151V203H154V202H157V199L159 198V196H160V192L162 191V188H163V186L161 185V189L160 188H157V186H156V188L155 187H153V184H151V182L153 181V182H155V180H154V178L152 177L151 178V181H149L148 182ZM164 181H165V179H164ZM164 181H162V182H164ZM243 181V180H242ZM241 181V182H242ZM245 181V180H244ZM254 181V180H253ZM152 182V183H153ZM189 182H192V181H189ZM211 182V181H210ZM246 182V181H245ZM132 183V182H131ZM152 185H150V184ZM249 183V182H248ZM140 184V183H139ZM160 184H161V182H160ZM179 184V183H178ZM219 184H218V186H219ZM233 184V183H232ZM234 184H235V182H234ZM250 184H252V183H250ZM250 184H248V186L250 185ZM136 186V187H134V186ZM237 185V184H236ZM255 185V184H254ZM155 186V185H154ZM242 186V185H241ZM241 186H240V188H241ZM253 186V185H252ZM252 186H250V187H252ZM107 187V186H106ZM191 187V186H190ZM189 187V188H190ZM220 187V186H219ZM238 188H239V185L237 186ZM245 187V186H244ZM254 187V186H253ZM253 187H252V189H253ZM256 187H258V186H256ZM260 187V188H261ZM108 188V187H107ZM155 188V189H154ZM185 188V187H184ZM261 188V189H262ZM164 189L166 190V188H165V186H164ZM234 189V188H233ZM250 189V191L252 190L251 188H249ZM228 190V189H227ZM226 190V191H227ZM230 190H232V189H230ZM236 190V189H235ZM256 189H254V191H255ZM257 190H260L259 188L257 189ZM87 191H89L88 189H87ZM107 191H109V190H107ZM134 191V195H136L137 194V192H135ZM172 191V190H171ZM225 191V192H226ZM238 191H239V189H238ZM252 192H253V190H252ZM89 194H90V192H88ZM242 193H243V191H242ZM246 193V192H245ZM260 193V192H259ZM97 194V193H96ZM133 194V193H132ZM139 194V193H138ZM140 195V194H139ZM163 195H165V193H163ZM85 194L83 195V201L85 200ZM90 196V195H89ZM95 196V195H94ZM133 196V195H132ZM161 196H162V194H161ZM90 200V198L88 199V201H84V205H83V202L81 201L80 203H82L81 204V206H82V211L85 209V214L86 215H88V216H90V217H92L93 218V216H94V214H93V208H90V206H91V202L89 201ZM162 200V199H161ZM226 200V199H225ZM168 201V200H167ZM130 203V202H129ZM138 203V202H137ZM78 204V203H77ZM138 205V204H137ZM83 207H84V209H83ZM125 207V206H124ZM77 208H79L80 209V206L78 207V205H77ZM95 208V207H94ZM81 209H80V211H81ZM96 209H98V208H96ZM87 212V213H86ZM118 214V213H117ZM90 221V220H89ZM75 222H77V220L75 221ZM106 225V224H105ZM119 227V226H118ZM137 230H139V229H137ZM139 232H142L141 230L139 231ZM149 232V231H148ZM143 233V232H142ZM142 233L140 234V235H142ZM110 245V244H109ZM131 247V246H130ZM112 248H115V247H112ZM111 248V246H110V249H112ZM113 250V249H112ZM116 250V249H115ZM115 250H113V251H115ZM114 258L116 259V261L118 260L117 259V257L115 256V254H114ZM116 261H115V263H116ZM116 264H118V263H116Z\"/></svg>",
  "mask_w": 264,
  "mask_h": 264
}]
</instances>
